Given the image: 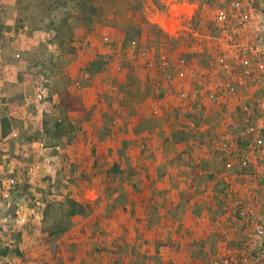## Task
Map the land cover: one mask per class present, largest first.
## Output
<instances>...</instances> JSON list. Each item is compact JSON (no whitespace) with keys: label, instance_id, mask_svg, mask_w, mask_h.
<instances>
[{"label":"rangeland","instance_id":"obj_1","mask_svg":"<svg viewBox=\"0 0 264 264\" xmlns=\"http://www.w3.org/2000/svg\"><path fill=\"white\" fill-rule=\"evenodd\" d=\"M15 1L18 11L27 14L24 19L17 16L22 21L19 28L26 32L32 28L37 36H43L45 48L44 54L31 58L33 88L28 86L24 91L31 105L0 106V116L14 124L10 132L19 140L10 144L0 141V264H129L137 258L139 234L183 230L209 233L197 245L198 250L188 255L187 263L219 264L223 244L237 245L249 222L232 221L221 214L220 223L227 227L218 234L215 213H204V204L189 203L202 198L196 199L192 191L179 194L178 188L173 190L171 211H167L180 215L178 219L166 220L167 216H160L158 207L149 203L146 207L150 211L142 221L143 195L153 194V190L149 184L145 192L139 178L146 167L150 173L145 177L148 183L152 181L156 171L151 152L154 143L146 142L145 152L138 156L140 145L133 139L138 127L123 123V106L142 101L139 93L144 91L148 97L144 100L156 104L157 115L164 114L166 120L178 123L174 133L180 140L163 144L178 145L188 155L186 160L175 158L179 166L191 163L202 168L208 154L207 149L204 154V146L209 144L210 152L226 171L218 182L222 193L215 199L228 210L236 209L235 201L245 207L249 200L261 196L245 185L250 173L255 183L264 184L262 144L241 137L238 124L247 118L246 108L253 119L260 117L264 79L249 91L225 99L220 95L210 99L206 88L204 71L209 69L211 53L204 52V34L211 31L213 6L220 0H179L175 7L158 0H0V6L9 8ZM150 15L164 26L182 23L186 30L173 32L168 28L171 32H164L147 20ZM9 18L14 19V15ZM132 41L138 50L128 55L126 49ZM162 55L170 57L168 68L161 66ZM179 55L194 60L179 62L175 59ZM182 69L189 72L180 74ZM38 83L44 91L41 98L36 93ZM128 93L130 98L124 100ZM223 101H233L238 107L214 121L223 123L222 133L206 142L200 137L203 132L198 124L215 119L217 116L207 115L212 109H206ZM96 111L100 113L97 125L92 118ZM227 136L229 147L220 150L222 138ZM192 137L193 141H183ZM95 139L101 142L97 146L115 150V156L92 160ZM21 142L27 146L38 142L42 149H51L45 152V160L26 151L13 153ZM92 162L99 165L97 172L90 169ZM10 166L19 172L16 179L8 173ZM197 175L204 181V174ZM14 186H19L17 197L27 195L30 201L13 205ZM8 216L12 221H4ZM157 241L145 244L157 246Z\"/></svg>","mask_w":264,"mask_h":264},{"label":"crops","instance_id":"obj_2","mask_svg":"<svg viewBox=\"0 0 264 264\" xmlns=\"http://www.w3.org/2000/svg\"><path fill=\"white\" fill-rule=\"evenodd\" d=\"M16 3L17 1H15L9 8L0 6V26L1 24L4 25L3 27H0V106L3 103V108H5L4 106H8L11 103H15V106H18V103H21V105L24 104V106L31 105L29 98H27V94L24 93L28 86H31V88H33L32 84L34 76L30 74L32 64L31 58L34 56V54H44L42 53V49L45 48V39L43 38V36L38 35V37L35 34L36 32H34L32 28L31 31H27L28 33L22 30V28H19L18 24H20V22L22 21H19V19H17V16H20L19 18L24 19V16H26L27 14L22 10L21 12L18 11ZM10 9H12V12H8V10ZM8 15H14V19H8ZM15 24H17V26H15ZM43 59L44 58H40V61H43ZM175 59H177V61L179 62H186L187 64H189L190 62H193L194 57H183L179 55L175 57ZM183 72H189V70L186 71L185 69H182V72H180V74H182ZM180 85L181 84L179 83V86ZM143 92L144 91H142V93H139V95L143 97L142 101L140 100L136 104L127 103V105L123 106L126 112V114L124 115L123 123L126 125L135 124L138 127V135L133 136V139L136 138L138 144L140 145V147L137 148L138 156L141 151L145 152L144 149L146 148V142L154 143V147L151 149L153 158L155 159V161H153V170L156 171L151 177L152 181H154L148 183L145 175H147L148 178V174L150 173V171L146 167L142 171L143 178H139L141 180L140 187L145 192L148 191L147 189L149 188V184L152 185L151 188L153 190V194L147 195V193H145L146 197H144L143 195L142 201L144 211L143 215L141 216L142 221L146 220L144 214L150 211V209H147L146 207L149 203L153 204V206H157L160 216H167L166 220L174 222V220L178 219L180 215L176 217V214L167 213V211H171L168 210V207L170 206L171 200H173V190L174 188H178L176 190L177 192H179V194H183V191H192L194 192V194L196 193V199L202 198V200H204H200L197 203H193L192 200L189 203L192 206L204 204V213L212 214L214 212L215 218H217V232L218 234H220V229L222 227H227L223 221L222 223H220L221 214H223L221 212V208L224 207L225 203H222L218 199H215V195L218 196L222 193L221 184L219 186L218 182H221L225 178L226 175H224V173H226V171L224 172L222 165L218 163V157L210 152L209 144H206L207 147L204 146V154L206 153L205 149H207L208 152V154L204 155V166H202V168L204 167V170L202 168L195 167L191 163L186 164L185 166H179L178 164H176L177 161L175 158H184L186 160L188 155L183 154L182 151H180L178 145L173 147V145L171 144H163V141L173 143L175 141L177 142V140H180L176 138L177 133H174L176 132V129H178L176 128L174 130V128L176 127L175 125L178 123H174L171 120H166L167 118L163 117L164 114L161 117L157 115V109L155 108L157 107L156 104L151 101L148 102L144 100L148 99V97H144L145 95ZM128 97L130 98L129 93L124 97V100L128 99ZM237 107V103L233 101H223L221 102V104L218 103L217 105H212V107L207 108L206 110L212 109L211 111H208L210 112V114L208 113L207 115L213 114L217 117L213 120L204 119V122L202 121L198 124V130L203 132L202 134H200V137L204 138V141L207 142L211 139V136L220 135L223 130V123H215L214 121H217L219 117L224 116L226 111H228L229 109L233 110ZM3 118L4 117L0 116V141H6L7 144H10L11 142H18V139H14L15 134L10 132V130H14V124L10 121L4 120ZM92 118H94L95 125L100 123V113H98L97 111L96 113H94V116H92ZM184 123L186 124L187 122L184 121ZM191 124L192 123H188L187 125L191 126ZM161 135L164 136L161 137ZM126 140H129V138H127ZM190 140L193 141V137L189 138V140L185 138L183 141L189 142ZM6 143L5 145H7ZM97 143H101L100 139H95L94 141L96 150L94 153L95 157H91L92 160L107 159L110 155H112V157L115 156V150L112 151L111 149L105 148L104 145L97 146ZM155 144H157L158 146H155ZM18 147L23 148L17 151ZM48 149L51 148L45 147L44 149H42V144H39L38 142H32L28 146L21 142L20 145L15 148L13 153L19 154L26 151L30 153L32 157H43L45 160V152ZM7 150H9V153H12V149H10V147ZM199 153L201 154V151H199ZM200 154L199 156H201ZM192 155L193 154H191V156ZM174 159L176 162L174 161ZM17 167L18 166H16L15 168ZM9 168L10 169H8V173H11L12 176H14V178L16 179V174H18L19 172L17 171V169H14V167L11 168L10 166ZM98 168L99 165L97 166V164L94 165L93 162L91 163L90 169H93L95 172H97ZM198 173L204 174V181H201L197 177ZM231 184L236 187L235 181H232ZM17 187L19 186H14L12 190V198L14 200L13 205L21 204L22 201H30V199L25 194L26 187L24 188V194L26 196H16L15 189L17 190ZM18 190H20V188ZM30 190L33 191V189ZM164 198H166L167 201H165ZM225 199L227 200V198H224V200ZM189 203L187 205H189ZM173 210L175 212L178 211L175 205H173ZM8 219L11 220V217L8 216V218L4 219V221ZM206 234H204V230L188 232H184L183 230V232L170 233L158 231L154 232L152 236L139 234L138 246L136 247L137 258L135 259L133 257L135 261H132L129 264H189L187 263V260L189 258L188 255L198 250L199 246L197 245H200L201 239L202 241H204V239L209 236V233ZM233 235L234 234L232 233L231 236ZM146 239L149 242L158 240L157 244L159 246H149L148 242H146L147 244H145V241H147ZM219 241L218 245L220 243Z\"/></svg>","mask_w":264,"mask_h":264},{"label":"built area","instance_id":"obj_3","mask_svg":"<svg viewBox=\"0 0 264 264\" xmlns=\"http://www.w3.org/2000/svg\"><path fill=\"white\" fill-rule=\"evenodd\" d=\"M158 1L174 7L180 3L179 0ZM147 20L164 32H169L168 28L173 32L186 30L179 22L164 26L151 15ZM210 26L211 31L204 34V52L211 53L208 57L209 69L204 71L209 98L215 99L220 95L225 99L249 91L264 79V0H220L213 6ZM104 41L107 42L108 38H104ZM137 50V43L132 41L126 53L133 55ZM169 58L168 55L160 57L162 67H169ZM40 80V84H43V76H40ZM40 84L36 92L39 98L44 95ZM258 107L261 108L260 117L253 119L249 108H246L247 118L238 127L241 137L262 144L264 154V101ZM237 123L233 122V125ZM222 140L220 150L226 151L230 137H223ZM253 178V173H250L245 188L248 191L257 190L261 196L249 200L245 207L235 201L236 209L233 211L224 207L226 219L247 220L249 228L243 230L242 239L237 241V245L223 244L219 264H264V184L255 183ZM222 235L227 236L225 232Z\"/></svg>","mask_w":264,"mask_h":264}]
</instances>
